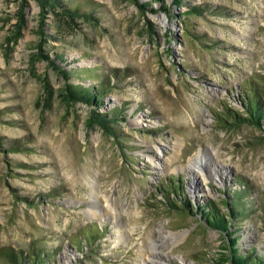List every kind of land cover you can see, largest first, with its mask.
<instances>
[{"label": "rangeland", "instance_id": "374dc122", "mask_svg": "<svg viewBox=\"0 0 264 264\" xmlns=\"http://www.w3.org/2000/svg\"><path fill=\"white\" fill-rule=\"evenodd\" d=\"M175 1L0 0V264H142L152 242L157 264H216L226 238L183 200L226 212L236 190L237 245L264 257V122L217 117L247 85L264 106V0Z\"/></svg>", "mask_w": 264, "mask_h": 264}, {"label": "trees", "instance_id": "16d2710c", "mask_svg": "<svg viewBox=\"0 0 264 264\" xmlns=\"http://www.w3.org/2000/svg\"><path fill=\"white\" fill-rule=\"evenodd\" d=\"M42 6L55 9L58 8L60 10L55 9L54 14H58V11L65 13L69 17L76 16H85L87 19L93 18L92 15L85 13L84 11H79L78 6H69L66 3H62V0H38ZM156 1V0H152ZM176 3H179L180 0H176ZM148 4V3H146ZM145 3H139V6H143ZM194 13H200L198 7H190L188 10ZM89 16H88V15ZM59 28L58 26H56ZM56 29V28H54ZM57 30V29H56ZM42 34V31H40ZM67 76L69 72H67ZM248 86V92L245 93L242 98V107L246 114H242L240 112H225L223 115L221 111L218 113L217 117H221L228 125L237 126L240 123H248L253 127H262L263 118H264V106L262 101L259 99L260 93L255 91L250 85ZM264 86V85H263ZM101 91L99 88H94L93 86H84L82 84H74L72 82H65L62 87V91L60 93L65 102H75L80 101L83 103L93 104V109H96V106L101 104V96H99ZM263 95V94H262ZM109 114L110 112H105V114ZM99 120V123L109 128L108 122L110 119L105 117L104 113H95L94 110L92 113H89L87 116L86 123L88 125H92L96 122V119ZM11 148V149H18ZM239 191L231 192L229 195L230 201L225 200L223 204L226 206V212L221 211L216 205L212 204V202L205 203H197V205L191 204L188 200H183V208L178 204L173 203L172 205H177L182 210L189 211L192 214H198L200 219L207 225L209 228L218 230L224 237L226 241L223 244L222 251L219 253V257L215 258L216 264H264V257L262 254H257L253 252V248H249L247 251H241L237 245L238 237L237 234L238 228L235 225V220L238 219L242 212L240 209L241 197L239 195ZM179 201V199H178ZM9 257L10 261L13 264H22L18 262V259L14 255L15 253L12 250H8L5 252ZM34 255H37L34 253ZM44 256V253L43 255Z\"/></svg>", "mask_w": 264, "mask_h": 264}, {"label": "bare ground", "instance_id": "6f19581e", "mask_svg": "<svg viewBox=\"0 0 264 264\" xmlns=\"http://www.w3.org/2000/svg\"><path fill=\"white\" fill-rule=\"evenodd\" d=\"M177 149H179V147H178ZM201 162H202L201 155L196 154V155H194V156L191 157L189 167L192 168V166H193V167L196 166L197 169L192 168V170H193V171L196 170L197 173H198V171H199L198 168H199L200 170L203 168V165H202ZM159 166H162V164L159 163ZM165 167H166V166H165ZM165 167H163V169H165ZM199 172H200V171H199ZM192 173H193V172H192ZM194 177L196 178V175H194ZM108 205H109V206L112 205V203L110 202V200H108ZM151 242H152V241H151ZM150 244H152V245H151V251H150V254H149V257H150V258H149V261L146 262V260L140 259L142 264H157L156 259L162 255L161 253L157 252V249H156L155 245L153 244V242L150 243ZM159 259H160V258H159Z\"/></svg>", "mask_w": 264, "mask_h": 264}]
</instances>
